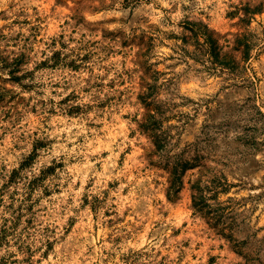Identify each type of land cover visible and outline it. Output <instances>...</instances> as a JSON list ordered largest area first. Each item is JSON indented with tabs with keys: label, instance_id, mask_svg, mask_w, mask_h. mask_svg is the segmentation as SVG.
I'll return each mask as SVG.
<instances>
[{
	"label": "rangeland",
	"instance_id": "obj_1",
	"mask_svg": "<svg viewBox=\"0 0 264 264\" xmlns=\"http://www.w3.org/2000/svg\"><path fill=\"white\" fill-rule=\"evenodd\" d=\"M0 264H264V0H0Z\"/></svg>",
	"mask_w": 264,
	"mask_h": 264
},
{
	"label": "trees",
	"instance_id": "obj_2",
	"mask_svg": "<svg viewBox=\"0 0 264 264\" xmlns=\"http://www.w3.org/2000/svg\"><path fill=\"white\" fill-rule=\"evenodd\" d=\"M257 10V8H254V10ZM253 12V11H252ZM203 34H206L205 32L203 33ZM206 39H208V41H210L211 43H210V48L214 51L215 50V47H214V45H213V39H211L210 38V36L209 35H207L206 36ZM247 50H248V44L247 43H244L243 44V48H242V50H241V52H242V54H243V57L244 58H246L247 57ZM214 54H215V56L218 54V52L215 50L214 51ZM196 196H193V206H196Z\"/></svg>",
	"mask_w": 264,
	"mask_h": 264
}]
</instances>
